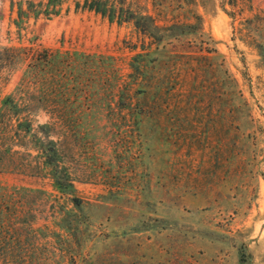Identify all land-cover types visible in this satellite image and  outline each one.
<instances>
[{
	"label": "rangeland",
	"instance_id": "rangeland-1",
	"mask_svg": "<svg viewBox=\"0 0 264 264\" xmlns=\"http://www.w3.org/2000/svg\"><path fill=\"white\" fill-rule=\"evenodd\" d=\"M76 1L0 0V264H264V0Z\"/></svg>",
	"mask_w": 264,
	"mask_h": 264
},
{
	"label": "trees",
	"instance_id": "trees-1",
	"mask_svg": "<svg viewBox=\"0 0 264 264\" xmlns=\"http://www.w3.org/2000/svg\"><path fill=\"white\" fill-rule=\"evenodd\" d=\"M76 9L93 11L119 24L132 21L138 27L142 25V22L136 18L137 13L126 0H77ZM9 51L8 48H0V79L2 70L10 65ZM10 100L13 101V98L8 97L4 103L7 105Z\"/></svg>",
	"mask_w": 264,
	"mask_h": 264
}]
</instances>
